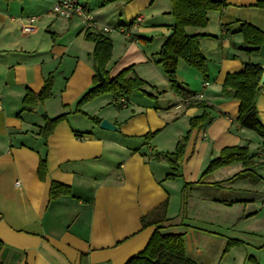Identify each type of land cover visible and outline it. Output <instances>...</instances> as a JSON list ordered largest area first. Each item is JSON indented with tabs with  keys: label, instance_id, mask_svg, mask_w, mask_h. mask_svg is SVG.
Instances as JSON below:
<instances>
[{
	"label": "crops",
	"instance_id": "obj_1",
	"mask_svg": "<svg viewBox=\"0 0 264 264\" xmlns=\"http://www.w3.org/2000/svg\"><path fill=\"white\" fill-rule=\"evenodd\" d=\"M57 1L0 0V264H126L144 251L158 227L163 235H185L186 245L201 239L207 231L197 223L196 213L224 202L205 191L233 188L226 181L243 166L219 169L193 188L188 203L195 217L186 216L184 185L197 183L214 162L211 158L217 160L225 148L247 147L251 153L252 144H264L237 124L240 103L222 95L227 76L241 72L244 63L264 66V47L248 56L239 33L242 23L264 32V7L258 4L264 0H225V9L209 14L208 27L187 29L190 35H206L200 46L208 58L209 79L183 61L178 75L194 91V102L214 110H208L212 120L191 133L181 177L175 180L167 179L173 171L156 155L174 153L190 130V120L203 109L189 107L175 95L157 65L175 23L171 0L109 5L83 0L95 21L92 31L113 42L110 78L133 67L152 95L136 93L122 110L115 107L122 99L111 95L82 107L87 115L117 126L118 132L103 130L75 113L97 77L95 44L86 40L84 19L67 21L52 13ZM138 16L143 22L134 26ZM33 17L34 30L26 32ZM50 74L55 76L53 97L43 104L48 118L71 114L45 142L40 135L45 115L36 114L37 107L32 112L22 108L27 91L41 93ZM256 105L264 125V85ZM154 132L158 135L146 142L144 136ZM46 155L48 173L42 179L39 168ZM254 159L259 162L257 155ZM255 170L264 179V165ZM54 183L69 187L71 195L51 200ZM165 206L166 221L156 225ZM206 220L215 222L212 217Z\"/></svg>",
	"mask_w": 264,
	"mask_h": 264
},
{
	"label": "trees",
	"instance_id": "obj_2",
	"mask_svg": "<svg viewBox=\"0 0 264 264\" xmlns=\"http://www.w3.org/2000/svg\"><path fill=\"white\" fill-rule=\"evenodd\" d=\"M10 3L20 0H2ZM117 1H126L132 3L135 0H105L106 5L115 3ZM172 15L175 23L173 26L174 35L171 39L164 43L161 51L158 54L157 64L161 65L164 73L170 81L172 91L186 102L189 107H198L203 109V114L190 120V130L179 141L174 153H159L156 159L167 161L173 171L168 175V180H175L180 178L179 167L182 162L186 147L188 145L191 133L197 128H201L212 120L211 114L208 110H214L211 106L203 102H194L195 93L189 86L178 79V68L181 61L187 66L195 69L202 75L204 80L209 79L208 58L204 56L201 50L200 41L206 35H190L188 28L204 29L208 27L210 18L209 14L215 11H222L228 4L225 0H171ZM259 6L264 7V2L258 3ZM223 30L229 32L227 26ZM239 33L243 35V51L250 56L254 53H259L264 47V32L257 27L242 23ZM86 40L95 44L93 53V60L96 68H99L104 76L103 81H99L98 76L94 78V87L84 95L77 105V114L88 118L93 124L100 125L101 120L97 117L87 115L82 111V107L101 97L103 95H111L115 100L130 99L136 93H142L151 98L152 95L145 91L146 82L137 77L134 73V68L130 67L123 70L119 75L110 78L107 66L111 63L113 54V42L103 33L88 30L86 32ZM140 41L145 40L140 38ZM263 70L260 65L252 62L244 63L243 69L239 73L230 74L227 76L223 88L222 95L231 98L240 103L239 117L237 124L246 130L254 132L260 138L264 139V125L262 124L259 112L256 105V100L260 92L259 83L262 79ZM55 76L50 74L45 79V85L41 93H33L31 90L23 100L22 112H32L40 102L42 105L53 97ZM118 110H122L124 105L115 104ZM71 113H65L58 118L49 119L47 114L44 116L46 125L41 128L40 135L45 142L52 134L56 127L66 121ZM158 132L149 133L144 136L146 142L152 141ZM241 163L243 170L236 174L228 181H239L242 179L255 176L256 180L261 178L254 173V170L261 165H264V160L258 162L254 157L250 156V151L247 147H229L225 148L219 158L212 162L208 169L204 172L201 179L197 183L185 185V201H187L189 190L193 189L195 185L204 183V179L213 174L215 171L226 168L235 164ZM48 173L47 155L42 158L39 176L44 179ZM63 195H71V189L61 184L54 183L51 189V200L57 199ZM161 212L162 217L155 222L159 225L166 221L167 206ZM162 227H158L155 231L149 244L140 254L131 258L126 264H196L190 260L186 252V237L185 235H163L161 233Z\"/></svg>",
	"mask_w": 264,
	"mask_h": 264
},
{
	"label": "rangeland",
	"instance_id": "obj_3",
	"mask_svg": "<svg viewBox=\"0 0 264 264\" xmlns=\"http://www.w3.org/2000/svg\"><path fill=\"white\" fill-rule=\"evenodd\" d=\"M156 42L157 40L151 41V44H156ZM157 65L164 73L163 67ZM178 79L182 81L179 75ZM104 96H109V94ZM254 136L258 138L257 135ZM254 144H252L250 156L257 155L259 162H261L260 160H263L264 156L262 158L259 156L264 154V151L258 152V148L264 149V144ZM262 172L264 173V171ZM254 173H257L256 170ZM226 183L234 184V186L230 185L233 188L226 186L225 189L205 191L207 195L219 198L224 202L222 206L214 207V210L212 208L213 203L205 205L206 214L196 213L198 216L197 223H200L207 232L202 233L201 239L197 237V240H191L186 245L187 256L190 260L200 264H264V179L256 180L253 175V177L239 181L227 180ZM226 183L224 184L226 185ZM192 190H189L188 197H186L185 213L189 217H195V213L189 209L188 203L191 199ZM209 217L215 218V222L208 224L206 219ZM198 249H201V254L197 253Z\"/></svg>",
	"mask_w": 264,
	"mask_h": 264
},
{
	"label": "built area",
	"instance_id": "obj_4",
	"mask_svg": "<svg viewBox=\"0 0 264 264\" xmlns=\"http://www.w3.org/2000/svg\"><path fill=\"white\" fill-rule=\"evenodd\" d=\"M52 13L67 21L75 18H81V20L84 19L85 20L84 22L88 27V30H94L95 28L94 18L92 14L87 10V7L84 4L83 0H58L52 9ZM35 21H37V18L35 17L31 18L29 25H26L24 27V30L26 32L33 31L34 27L32 23H34ZM142 22H143L142 17L138 16L133 24L134 26H138ZM105 31L108 30L106 29ZM120 104L126 106L127 99H122Z\"/></svg>",
	"mask_w": 264,
	"mask_h": 264
},
{
	"label": "water",
	"instance_id": "obj_5",
	"mask_svg": "<svg viewBox=\"0 0 264 264\" xmlns=\"http://www.w3.org/2000/svg\"><path fill=\"white\" fill-rule=\"evenodd\" d=\"M174 35V31H171L168 36H167V40L171 39ZM262 70H263V75H262V79L259 83V89L263 87L264 85V66H261ZM97 76L99 78V81H103L104 80V76L102 75V72L100 71L99 68H97ZM34 112L36 114H38L39 116H44L46 115V110L44 109V106L39 102L37 108L34 110ZM101 129L103 130H107V131H114V132H118L120 131V129L115 126L114 124H112L111 122H109L108 120L104 119L101 124H100ZM216 158H212V161H215Z\"/></svg>",
	"mask_w": 264,
	"mask_h": 264
}]
</instances>
